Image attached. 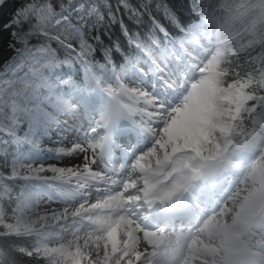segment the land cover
Returning <instances> with one entry per match:
<instances>
[{"label":"snow or ice","instance_id":"1","mask_svg":"<svg viewBox=\"0 0 264 264\" xmlns=\"http://www.w3.org/2000/svg\"><path fill=\"white\" fill-rule=\"evenodd\" d=\"M119 5L149 30L108 0L106 22L100 0H28L2 25L0 264H264V0H192L187 23L156 3L175 36L153 0ZM115 23L128 51L88 39ZM53 136L82 161L39 163Z\"/></svg>","mask_w":264,"mask_h":264},{"label":"trees","instance_id":"2","mask_svg":"<svg viewBox=\"0 0 264 264\" xmlns=\"http://www.w3.org/2000/svg\"><path fill=\"white\" fill-rule=\"evenodd\" d=\"M27 2L28 0H7L6 5L3 7H0V68L3 67L5 61H10L16 55V53L11 48L8 47V42L11 39V30L5 31L2 25L3 23L7 22V20L11 17L12 13L17 8H20L22 5H24ZM142 2L143 0H128V3L131 6L137 7V8L140 6ZM108 3L112 5L113 13L116 14L118 18H122L124 20V23L128 25V27L131 30L139 31L143 35L151 27V22L147 15L143 17V23L137 26L132 22V20L128 18V15L125 9L119 5V0H108ZM156 3H160L161 5H166L173 13L176 14V16L180 19L181 23H187L191 21L192 19H195V16L191 11L192 0H153L152 15L155 16L156 19L160 21V23L164 24V26L167 27L168 30L174 36L178 35L177 30L173 26H171L169 22L164 18L163 8H161V10L159 11L156 10L155 8ZM117 7H119L118 12L116 11ZM100 11L104 13L105 22H106L108 19V9L104 7V0H100ZM25 27H27V25H25ZM97 34L101 36L103 45L109 46L111 45L112 41H119L121 46L124 47L125 51L129 50L126 46L125 37L123 36L120 30V25L118 23L112 24L110 26V29L107 31H105L104 28H101L99 33H97L95 30H91L88 34V39L91 41V38ZM91 42L95 44L94 41H91ZM53 47H56V45L53 44ZM97 47L99 49L100 46L97 45ZM61 58H63L62 54H61ZM95 59L103 62L101 50H98L95 53ZM112 59L115 61L117 65L122 63V57L120 53H114ZM72 75L77 80L82 79L83 78L82 67L79 65H73ZM26 128H27V124L22 123L18 134L23 135ZM2 148H4V146L0 145V149ZM23 150L27 151V148L25 147ZM8 151H12V148L9 147ZM2 164H3V161H0V165ZM0 171H4L5 174H7L6 168L0 167ZM45 175L51 176L52 173L50 172L45 173ZM19 190H20L19 187H16L14 189L15 192H18ZM21 243H25L27 246V245H30L31 242L22 241ZM18 264H37V260L33 258H28L26 256H20L18 257ZM41 264H43V262H41Z\"/></svg>","mask_w":264,"mask_h":264},{"label":"rangeland","instance_id":"3","mask_svg":"<svg viewBox=\"0 0 264 264\" xmlns=\"http://www.w3.org/2000/svg\"><path fill=\"white\" fill-rule=\"evenodd\" d=\"M79 135H83L82 132L78 133ZM62 133H58L57 136H62ZM57 136H53V137H45L42 139L41 141V145H40V155H41V159L38 161L39 163H44V164H56L59 167H71L73 165H77L82 161V156H73V157H65L62 160H55L51 158V154L47 152V149H50L53 147V145L55 143H57ZM120 167H117V170L119 171ZM44 207H49V205H43L41 204V208ZM51 208H59L61 207V204L59 203V201H55L52 202L50 204Z\"/></svg>","mask_w":264,"mask_h":264},{"label":"bare ground","instance_id":"4","mask_svg":"<svg viewBox=\"0 0 264 264\" xmlns=\"http://www.w3.org/2000/svg\"><path fill=\"white\" fill-rule=\"evenodd\" d=\"M121 169H119V171H120Z\"/></svg>","mask_w":264,"mask_h":264}]
</instances>
